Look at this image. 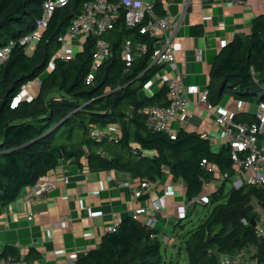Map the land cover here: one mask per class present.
<instances>
[{
  "label": "trees",
  "instance_id": "16d2710c",
  "mask_svg": "<svg viewBox=\"0 0 264 264\" xmlns=\"http://www.w3.org/2000/svg\"><path fill=\"white\" fill-rule=\"evenodd\" d=\"M45 1L0 0V46L14 44L10 56L0 64V213L26 186L35 184L61 161L84 154L91 168L125 170L140 180H154L168 171L174 179L185 182L187 200L205 195L214 179L213 172L202 165L203 159L221 174H233L229 146L224 144L214 151L211 140L198 130L180 128L172 138L167 131L147 126L141 108L168 106L169 88L164 82L150 95L143 91L162 65L152 64L153 38L142 34L139 25L126 23L123 7L115 26L100 36L110 44V52L88 83L99 36L88 35L71 59L57 56L59 37L88 0H69L56 8L32 51L28 43L21 42L35 31ZM153 6L158 14H165L159 2ZM127 40L134 50L139 43L148 45L130 65L123 55ZM36 78L41 82L39 91L32 99H21L12 106L23 86ZM226 89L241 101L258 105L264 101V13L253 18L249 34L236 35L217 54L211 69L209 101L215 104V98ZM234 120L243 122L237 117ZM108 124L118 125L117 140L91 137L93 127ZM78 133L81 139L76 142ZM64 136L67 141H62ZM226 183L207 197L218 199ZM262 214L263 185L232 188L227 200L218 202L187 238L188 264H222L221 253L235 254L242 249L264 264V239L257 235V225L253 226V220L257 222ZM160 232L157 226L129 215L116 230L105 232L96 247L79 254L74 264H163ZM9 255L19 258L20 252L6 247L0 261Z\"/></svg>",
  "mask_w": 264,
  "mask_h": 264
},
{
  "label": "crops",
  "instance_id": "0c3cea01",
  "mask_svg": "<svg viewBox=\"0 0 264 264\" xmlns=\"http://www.w3.org/2000/svg\"><path fill=\"white\" fill-rule=\"evenodd\" d=\"M143 1L159 2L165 13L181 19L175 34V53L184 72L183 82L185 86L197 85L203 91L209 89L211 69L220 49L236 35L249 34L253 18L264 13V0ZM76 43L80 44V39ZM200 49L204 51L201 60ZM166 71V66H162L143 91L150 95L161 86ZM189 97L186 121L174 120L173 129L207 133L213 145L221 148L225 144L223 129L207 113L205 102L192 93ZM214 102L224 115L243 122H251L259 108L256 102L241 101L230 93L220 95ZM84 149L88 152L86 146ZM61 162L60 168L44 176L53 180L52 190L27 200L25 193L31 188L28 185L1 211L0 253L6 247H14L20 254L25 252L29 264H74L79 254L96 247L116 222L148 202L158 199L164 204L157 213L156 226L162 230L159 237L177 234L181 225L196 214V201L191 203L193 199L186 198L185 182L174 179L169 172L154 180L147 177L140 180L125 170L91 168L85 154ZM145 180L150 183L144 189L146 197H136L135 190ZM213 180L208 183L211 189L227 179L216 173Z\"/></svg>",
  "mask_w": 264,
  "mask_h": 264
},
{
  "label": "built area",
  "instance_id": "2783aa9c",
  "mask_svg": "<svg viewBox=\"0 0 264 264\" xmlns=\"http://www.w3.org/2000/svg\"><path fill=\"white\" fill-rule=\"evenodd\" d=\"M68 1H45L43 15L35 31L21 40L22 43H28L29 51L34 49L40 39V31L47 25L53 11L66 5ZM232 1L242 2L243 0ZM120 7L126 10L125 20L129 26L139 25V30L142 34H147L153 38L152 64L165 65L167 68L165 82L169 88L171 103L168 106L151 105L141 108L140 112L146 115L147 126L153 130L167 131L172 138H176L178 130L172 128V123L174 120H178L181 123L186 121L191 102L189 93L194 94L200 101L206 103L207 113L213 116L215 124L223 129L225 145L231 148L234 172L230 176L227 173L221 174L218 168L206 159L202 160V165L208 171L213 172V175L217 173L224 179L229 180L232 188L238 189L246 184L264 186V101L260 102L254 121L251 123L237 122L232 116L224 115L221 108L209 101L208 89L203 91L197 85L185 86L183 82L184 72L179 66V58L175 53V34L182 23L181 19L174 18L169 13L160 15L155 11L152 3H145L143 0H120L119 4L109 0H88L82 13L73 20L66 32L59 37L61 46L57 56L62 59H71L77 47L83 44L88 35L99 36L93 53V68L87 77V82L90 83L94 79L97 69L110 52V44L100 36L115 26L119 19ZM76 39H80L81 43L77 44ZM13 45L11 43L0 46V64L10 56ZM147 50L148 45L146 42L137 44L136 50H134L131 40H127L123 47V55L128 59V64L130 65L136 55H140L141 52H146ZM203 53V49L198 51L200 60L203 57ZM40 84L39 78L26 83L20 94L14 99L12 106L17 105L21 99H32L39 91ZM146 86L148 88V84ZM90 135L98 141L104 138H115L117 140L120 137L119 127L115 124L97 125L92 128ZM203 136L207 137L208 135L204 133ZM134 151L137 152L136 148ZM61 166L62 162L57 168ZM64 178L68 180L66 175ZM149 184L148 180L142 181L135 190L134 195L136 197L144 195V189ZM208 186L210 185L208 184ZM54 187L55 184L52 179L43 177L31 185V188L25 193V198L29 200L39 197ZM208 194L209 192H205V195L196 198H202ZM196 198L192 202H195ZM163 207L162 201L157 199L154 202H148L145 205L136 207L131 215L148 226L154 227L158 221L157 213ZM63 224L65 223L63 222ZM118 224L119 222H116L110 230H116ZM257 235L264 239V214L257 221ZM174 240L175 237L173 235L165 234L163 237L161 236V241L166 246L173 245ZM220 259L222 264H259L247 249H242L235 254L221 253ZM0 264L29 263L25 260V252H21L19 258L11 257L10 255L3 256Z\"/></svg>",
  "mask_w": 264,
  "mask_h": 264
},
{
  "label": "rangeland",
  "instance_id": "374dc122",
  "mask_svg": "<svg viewBox=\"0 0 264 264\" xmlns=\"http://www.w3.org/2000/svg\"><path fill=\"white\" fill-rule=\"evenodd\" d=\"M226 90H227L226 93H230V89H226ZM233 101H236V100H233ZM206 138H208V136ZM80 139H81V135L80 133H78L75 141L77 142ZM62 141H67V138L64 136ZM213 149L214 151H219L220 146L213 145ZM225 187L226 188L224 189V192L219 195L218 199H215V198L209 199V197L207 196H204L202 198H196L195 207H197V209H196L195 216H193V218L190 221L184 222L183 225H181L182 228L180 229V231H178L177 234L173 235L175 237V240L173 242L174 244H176V247H173L174 245L166 246L164 245V243H162V251H163V256H164L163 264H188V256L185 250V242L187 238L190 236L191 232L197 229L198 226L208 217L212 208L218 202H224L227 200V194L232 189V186L229 180L227 181ZM207 189L209 190L207 191L209 193L210 191L214 190V189H211V185L208 186ZM168 235H171V234L168 233ZM160 239H161V236H160Z\"/></svg>",
  "mask_w": 264,
  "mask_h": 264
},
{
  "label": "water",
  "instance_id": "95a60500",
  "mask_svg": "<svg viewBox=\"0 0 264 264\" xmlns=\"http://www.w3.org/2000/svg\"><path fill=\"white\" fill-rule=\"evenodd\" d=\"M256 225H257L256 220H253V226L256 227Z\"/></svg>",
  "mask_w": 264,
  "mask_h": 264
}]
</instances>
